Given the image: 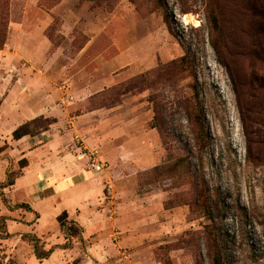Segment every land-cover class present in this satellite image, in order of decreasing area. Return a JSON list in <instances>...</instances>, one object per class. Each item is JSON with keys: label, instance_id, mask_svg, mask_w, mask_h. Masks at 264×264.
<instances>
[{"label": "rangeland", "instance_id": "1", "mask_svg": "<svg viewBox=\"0 0 264 264\" xmlns=\"http://www.w3.org/2000/svg\"><path fill=\"white\" fill-rule=\"evenodd\" d=\"M1 10L0 264H38L29 234L45 249L70 243L54 264H264V0H6ZM40 116L56 120L37 134L45 143L13 138ZM89 149L108 161L102 174L80 156ZM27 169L23 188L51 174L64 191L36 207L16 198L2 183ZM63 211L83 241L65 239Z\"/></svg>", "mask_w": 264, "mask_h": 264}, {"label": "trees", "instance_id": "2", "mask_svg": "<svg viewBox=\"0 0 264 264\" xmlns=\"http://www.w3.org/2000/svg\"><path fill=\"white\" fill-rule=\"evenodd\" d=\"M6 0H0V11L1 8L5 6ZM2 16H0V21H2ZM208 22L210 23L211 29L214 32L212 45L214 49L217 51V53H220L222 48V19L220 15V11L218 6H216V3H213L208 11L207 15ZM3 45V40H0V46ZM56 122L54 119H50L49 117H36L31 120H28L18 126L13 131V138L14 139H21L24 136L32 135L35 136L39 133H41L42 130H47L49 127ZM3 150V148H0V152ZM25 166V165H24ZM17 176L14 174H9L7 181L2 183L3 187L11 186L15 184ZM6 201V199H5ZM20 206H26L30 209L29 204L22 203ZM205 211L208 217H212V211L209 208V206L205 205ZM58 221L61 225V229L63 233L65 234V237L68 241H72L74 237H81L82 233L84 231L83 226H81L77 221L73 219H69L67 211H63L58 216ZM28 236V235H27ZM5 237H9V233L6 234ZM29 237L31 241H33L34 244V253L36 257L40 260L48 258L54 251L55 246L50 247L48 249H45L43 245L40 244V238L36 234H29ZM60 247L67 248L70 246V243L65 245H59Z\"/></svg>", "mask_w": 264, "mask_h": 264}, {"label": "crops", "instance_id": "3", "mask_svg": "<svg viewBox=\"0 0 264 264\" xmlns=\"http://www.w3.org/2000/svg\"><path fill=\"white\" fill-rule=\"evenodd\" d=\"M15 128H13V130ZM46 138H47V136H42V135L33 136L31 138H29L28 136H25V137L19 139V141H21V143L24 142V141H28V145L31 144V143L41 144V143H45L46 142ZM40 168L43 169V167L39 165L38 169H40ZM27 172H28V169H27L25 174H23V175H21L20 177L17 178V180L15 181V184L11 185L12 188H8V191H9V193L14 194L16 196V198L17 197H21L22 201L23 200L27 201L31 206L35 205V207H36V204L43 200L44 195L47 196L49 193H52V194H54V195L56 194L58 196L59 194H62V192L64 191V188H62L63 187L62 183H64V181H60L59 183H57L58 181L56 180V178L52 177L51 174L49 175L50 178L48 180H46V184L42 185L44 187L36 188V186L34 185V188H23V184H24L23 179L25 178ZM41 173H43V172H41ZM85 180L87 182H89L90 187H91V188H88V191L93 192L94 190H98L99 189V187L96 185V183L93 182L91 177H86ZM40 181H42V180H40ZM36 193H38V195H35ZM70 219H72V218H70ZM73 220L77 221L81 226H83L79 222V220H77V219H73ZM83 229L85 230L84 226H83ZM7 238H9V237H7ZM65 239H66V237H65ZM81 239H82V241L84 240V236L83 235H82ZM59 245H62V243L59 242V243H55L54 245L50 246V247L55 246V249H54L53 253L48 258H46L48 260H50V258H53L52 262L50 261L51 264H54L55 260L58 259V255L59 254L55 255L56 251H60L61 252L63 250H68V249L70 250V248H72L70 246L67 247V248H63V247H60ZM35 257H36V255H35ZM35 259L38 260V264H43L44 260H46V259L40 260L37 257Z\"/></svg>", "mask_w": 264, "mask_h": 264}, {"label": "built area", "instance_id": "4", "mask_svg": "<svg viewBox=\"0 0 264 264\" xmlns=\"http://www.w3.org/2000/svg\"><path fill=\"white\" fill-rule=\"evenodd\" d=\"M76 139L82 148L88 149V147L84 144V139L79 134L76 135ZM85 155H87L89 170L95 174H102L109 168L108 161L100 157L97 149H89L88 152L86 150H82V154L80 156Z\"/></svg>", "mask_w": 264, "mask_h": 264}]
</instances>
